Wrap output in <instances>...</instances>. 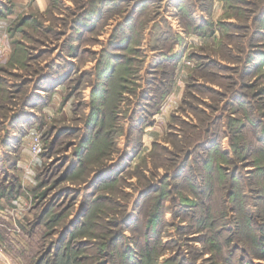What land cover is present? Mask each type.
Masks as SVG:
<instances>
[{
  "label": "rangeland",
  "instance_id": "374dc122",
  "mask_svg": "<svg viewBox=\"0 0 264 264\" xmlns=\"http://www.w3.org/2000/svg\"><path fill=\"white\" fill-rule=\"evenodd\" d=\"M0 264H264V0H0Z\"/></svg>",
  "mask_w": 264,
  "mask_h": 264
}]
</instances>
